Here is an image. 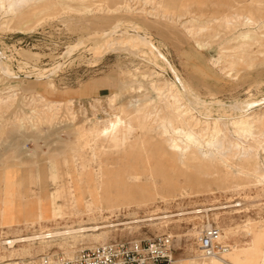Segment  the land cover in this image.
Wrapping results in <instances>:
<instances>
[{"label":"rangeland","instance_id":"374dc122","mask_svg":"<svg viewBox=\"0 0 264 264\" xmlns=\"http://www.w3.org/2000/svg\"><path fill=\"white\" fill-rule=\"evenodd\" d=\"M35 4L24 31L10 27L24 16L0 18V61L14 71L0 69V98L15 95L0 108V264L164 234L172 238L171 264H206L198 236L208 222L222 229L230 250H254L256 233H264V181L256 178L264 172V38L241 46L238 35L264 34V0ZM124 33L147 35L153 46L128 42ZM181 84L207 101L257 99L252 127L233 123L238 114L217 111L218 104L208 115L181 100L193 132L232 151L217 168L182 163L170 147L171 139L185 145L190 131L172 122L177 104L168 92ZM79 227L89 231L4 244Z\"/></svg>","mask_w":264,"mask_h":264},{"label":"bare ground","instance_id":"6f19581e","mask_svg":"<svg viewBox=\"0 0 264 264\" xmlns=\"http://www.w3.org/2000/svg\"><path fill=\"white\" fill-rule=\"evenodd\" d=\"M36 1L37 0H0V18L3 19L2 24L8 23L10 20H13V18H15V17H23L24 16L20 21L12 24L10 27L12 28V31H14V33H15V31H24L25 29H27L29 26L32 25V21L31 20H32V17L34 16V12L39 9V8H37L38 6L35 4ZM249 22L252 23L253 22V19H252V21L250 20ZM132 24H135V23H132ZM129 25H131V23H129ZM240 25H242V24H240ZM130 28H128V29H130ZM141 31L142 30H140L139 32H141ZM253 33L254 32L249 31V29H248L247 31L241 32L238 35V39L241 41V46L249 45V44H253V45L259 44L260 43V40L262 38H264V34L261 35V36H258L257 34H253ZM123 35H126V34L124 33ZM216 36H217V34H216ZM145 37L144 36H141L139 34H135V35H128L127 34L126 37H125L126 38L125 40H128V42L130 41V42L136 43L139 46L140 45L141 46L147 45V46H151V48H152L153 44H150ZM78 43H80V42H78ZM82 44H83V42L80 43V45H82ZM74 45H72V46L74 47ZM71 51H73V48L68 49V51L66 52V54H69L70 55V52ZM154 54L155 53H153V55ZM222 57H223V55H220L219 56V58L216 60V64L219 63V61L222 59ZM5 59H2L1 58V61H0L1 62V66H0V69L3 72H5L6 74H8V75H14V71L12 70L11 66L9 65V63ZM59 67H61V66H59ZM56 70L57 69H55V71ZM173 70H174V68H173ZM55 71H53V72H55ZM49 75H50V73H49ZM158 76H161L160 73L158 74ZM181 85L184 86V84H181ZM166 86L167 87H165V88L169 89V86L167 85V83H166ZM168 93H169V96H171V97L173 96L174 101L177 104L175 110L173 111L172 122L175 121V122H177L178 124H181V125L188 124V126L190 128V131L188 130L189 132L186 133L187 136H188L187 137L188 138L187 139L188 141L186 142L185 145H181V144L177 143L176 140L171 139L172 143H171L170 147L174 151L175 157L178 159V161H180L182 163H185L187 161V162L192 163V164H195V165L208 166V167H210V169H214V168H217L220 163L228 162L231 159V153H232V151H229V150H225L224 151V150H222L221 147H223V146L221 144L222 143L221 140H216V141L208 140V141H204L205 140L204 139L205 137L203 138L204 139L203 140L202 139L203 136H201V137L200 136H197V134L194 133L193 130L191 129L193 127H192V124H190V122H189L190 120L188 122H186L190 110L188 108L181 107L183 105L182 102H181V100H185L186 102H188L189 104H191L192 105V108L195 109V110L201 108V110H203L204 112H206V114H208V115L212 111V106L211 105L218 104L220 106V109H217V111L227 110V112L229 111L232 114H238V116H236V118L238 117V120L236 122H233L232 121L233 123H235V124H245V125L250 126V127L256 125L255 124L256 121H254V119L249 118L248 115L251 114L250 113L251 112L250 110L252 109V105H255V103L257 102V99H247V100H243V101L241 100V101H236V102L234 101V103L232 102V103H229V104L224 103L222 101H218V100H216V101H207V100L200 99V98L196 97L195 95H193L194 93L191 94L188 91L187 87H185V86H184V89L181 88V87L179 88V86H178L177 89H175V92L173 90H171ZM13 97H15V95H11V96L9 95V96H5V97H1L0 98V108L2 106H4V105H6V106L7 105H11L12 104V101L14 100ZM171 103L173 104V102H171ZM189 104H187V105H189ZM260 104H264V100ZM171 108H173V106ZM148 117H150V114L145 115L144 118L145 119H148ZM119 124H120V117H117L116 121L112 122L110 125H112V128L113 129H116ZM228 126H229V124H228ZM186 128L188 129V127H186ZM183 129H184V127H183ZM88 132H90V133H92L94 135L93 132H95V129L94 128H90V130ZM182 139H183V137H182ZM83 141H84V139H83ZM167 141L169 142L168 139H167ZM135 143H136V141H135ZM237 148H239V147H237ZM244 155L247 158H250L251 155L256 156V153H254L253 151L246 152L244 150ZM243 172L244 171H241L240 173H243ZM152 177H153V175H152ZM256 178H258L257 181L259 183L260 182H263L264 181V172L258 173V177H256ZM134 187H135V184H134ZM135 189H136V187H135ZM21 194L22 193H21V190H20V185L18 184V195H21ZM237 206H241V204H238ZM199 210L200 211H198V212H202L201 209H199ZM194 213H197V211H195ZM1 214H2V209H0V215ZM211 226H212L211 223L208 222V224L206 225V228H210ZM105 227H108V226H105ZM99 228H101V226L100 227H97V228H93V229L94 230H98ZM86 231H89V229L88 228H85V227H79L77 229H64V230L49 231V232H45V233L35 234V235H32V236H24V237H20V238H17L16 237L14 239L5 240L4 241V244L9 245L8 246L9 249H14L16 247V244H18V243H26V242H30L31 243L32 241H35V240H44V241H47L49 239H50L49 241H51L52 239H56V238H63V239L71 238V237L73 238V237H77L79 234L84 233ZM221 231H222V229H221ZM199 234H201V232ZM104 235H106V234H104ZM263 235H264L263 231H259V232L256 233L255 239H254V246L255 247H253L254 250H252L251 252H249V253L248 252H242L243 249H236L235 247H232L233 249L230 250L231 247L229 245L225 244L226 246H229L228 250H225L224 252H222V255L221 256L210 257L209 258V260H211L210 263H206V264H223L225 260L226 261H229L230 260L232 264H234V263L235 264H264V243H263V245H261V242H262L261 239H262V236ZM222 237H223V231H222V234H221V237H220V241H222L221 240ZM227 253H228L227 257H228L229 260H227V259L224 258V256ZM9 260H11V259H9ZM12 263L18 264L16 261L9 262V264H12ZM187 264H192V263L191 262H188Z\"/></svg>","mask_w":264,"mask_h":264},{"label":"built area","instance_id":"2783aa9c","mask_svg":"<svg viewBox=\"0 0 264 264\" xmlns=\"http://www.w3.org/2000/svg\"><path fill=\"white\" fill-rule=\"evenodd\" d=\"M222 231L218 226L205 228L198 237V245L204 257L221 256L228 250L220 241ZM172 238L169 235L143 240H120L85 247L73 255L42 254L27 263L18 264H171ZM223 264H232L224 261Z\"/></svg>","mask_w":264,"mask_h":264},{"label":"crops","instance_id":"0c3cea01","mask_svg":"<svg viewBox=\"0 0 264 264\" xmlns=\"http://www.w3.org/2000/svg\"><path fill=\"white\" fill-rule=\"evenodd\" d=\"M12 264H14V263H12Z\"/></svg>","mask_w":264,"mask_h":264}]
</instances>
